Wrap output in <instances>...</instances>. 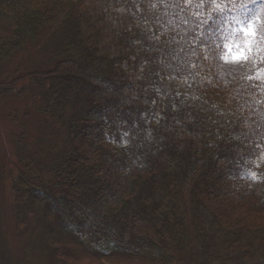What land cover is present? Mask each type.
<instances>
[{"label": "trees", "instance_id": "1", "mask_svg": "<svg viewBox=\"0 0 264 264\" xmlns=\"http://www.w3.org/2000/svg\"><path fill=\"white\" fill-rule=\"evenodd\" d=\"M99 3L0 0L9 23L0 91L36 104L40 133L36 151L0 169L12 203L52 215L49 232L67 237L52 264L79 250L150 264H264V197L238 190L205 129L137 79L139 58L126 33L102 22ZM45 42L44 67L4 68Z\"/></svg>", "mask_w": 264, "mask_h": 264}, {"label": "clouds", "instance_id": "2", "mask_svg": "<svg viewBox=\"0 0 264 264\" xmlns=\"http://www.w3.org/2000/svg\"><path fill=\"white\" fill-rule=\"evenodd\" d=\"M147 82L205 129L235 185L264 197V0H100Z\"/></svg>", "mask_w": 264, "mask_h": 264}, {"label": "rangeland", "instance_id": "3", "mask_svg": "<svg viewBox=\"0 0 264 264\" xmlns=\"http://www.w3.org/2000/svg\"><path fill=\"white\" fill-rule=\"evenodd\" d=\"M9 23L0 20V29L6 30ZM45 42L36 52L21 51L10 60L8 71L23 65L24 69L31 67H44V62L49 60L48 45ZM47 45V46H46ZM26 65V67H25ZM28 67V68H27ZM11 90L0 91V169L6 170L22 161L28 155L27 149L36 151L39 145L40 133L36 131L37 107L26 97L25 101H14L10 98ZM17 100V99H16ZM14 109V111H12ZM28 112L22 118L21 112ZM17 114L15 120L10 114ZM52 215L43 212L39 207H26L12 203L8 192L7 181L0 178V264H52L58 246H68L67 237L59 239L54 233L49 232V225L53 223ZM63 239H66L63 241ZM60 248V247H59ZM67 264H150L138 258L118 255L110 258L93 257L83 250L74 251L69 256ZM172 264H178L172 260ZM180 264V263H179Z\"/></svg>", "mask_w": 264, "mask_h": 264}]
</instances>
